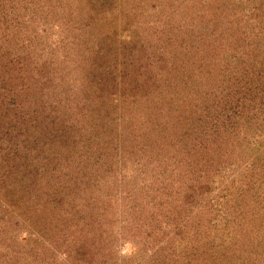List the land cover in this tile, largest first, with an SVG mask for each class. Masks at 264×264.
I'll use <instances>...</instances> for the list:
<instances>
[{"label": "trees", "instance_id": "obj_1", "mask_svg": "<svg viewBox=\"0 0 264 264\" xmlns=\"http://www.w3.org/2000/svg\"><path fill=\"white\" fill-rule=\"evenodd\" d=\"M4 1L15 9L18 0ZM86 1L93 6L104 0ZM62 2L67 10L53 16L81 13L77 0ZM231 3L236 8L243 1ZM256 9L251 6L236 15L239 19L234 16L236 25L228 33L227 28L209 27V11L216 18V9L183 10L176 19L179 26L170 25L166 42L156 44L159 58L147 59L143 44L111 45L104 36H92L95 41L85 46L87 55L79 65L64 56L60 60L57 52L58 62L56 54L47 57L51 48L31 62L28 55H17L10 28L0 26V211L17 206L30 214L33 209L39 219L31 224L37 232L29 234V241L56 238L75 263L88 264L99 255L101 263L110 264L111 253L106 256L83 230H95L105 213L86 210L89 205L79 191L72 201L64 196L71 192H54L65 172L59 169L76 168L80 141L109 137L113 158L117 153L133 169L143 162L136 170L143 179L135 175L138 194L134 191L133 197L146 204L141 216L167 219L162 231L172 239L165 242L175 256L170 264H264V10ZM9 18L0 10V21ZM141 54L144 62L138 67L134 57ZM155 65L160 66L157 74ZM71 67L83 75L77 91L69 89L75 87L68 83L74 74L69 77L64 71L75 73ZM140 68L142 73H136ZM63 85L68 89L57 88ZM63 90L70 97L63 98ZM56 102L64 106L58 109ZM59 110L62 123L57 121ZM140 119L141 126H136ZM83 127L96 133L83 138ZM258 143L261 154H251L243 164L246 147ZM148 171L155 176L144 177ZM193 205L198 220H209L185 219ZM145 208L158 212L147 214ZM180 216L183 220L177 223ZM206 249L212 253L204 254ZM4 251L11 249H0ZM44 259L43 264H59L49 256ZM12 260L23 262L18 256Z\"/></svg>", "mask_w": 264, "mask_h": 264}, {"label": "rangeland", "instance_id": "obj_2", "mask_svg": "<svg viewBox=\"0 0 264 264\" xmlns=\"http://www.w3.org/2000/svg\"><path fill=\"white\" fill-rule=\"evenodd\" d=\"M77 1L79 7L76 10H82L79 15L53 16L54 14H60L62 10H67L63 9L62 0H18L15 9L12 3L9 2L10 5L8 4V6L5 4L6 1L0 0L1 13L10 15V21L5 23L6 20L2 19L0 26L10 28L9 31L11 36H13L10 40L11 43L14 42L17 55H28L31 58V62L35 59L34 57L40 55L41 50L45 52L46 49L49 50L48 48H51V52L47 57L52 54L54 56L55 54L57 56L61 54L60 60L64 56L67 57L66 61H71L70 63L74 61V65H79L82 64L84 55H87L86 47L95 41L92 36L96 38L104 36L105 40L111 41V43H106L111 45L120 42L122 45L129 42L138 43L141 46L143 44V48H147V59L159 58L157 54L160 49L155 48V46L156 44L164 43L167 36L165 32L169 30L170 25L172 26L175 23L177 27L179 26L176 19L182 17L179 14L182 15L183 10L186 12V10L209 11L216 9L215 15L219 13L218 17L215 18L212 12L209 11L211 20H209L208 25L214 30L222 27L221 29L224 31L227 28V33L231 28L230 26L234 27L232 23L236 25L237 20H234V16L240 17L239 13L242 10H247L251 6H255L256 10H260V12L264 10V0H251L250 2L249 0H242L243 4L236 6V8H234L235 5H232V0H104L100 1L101 3H94L93 6L87 3L86 0ZM60 2L62 3L61 5ZM16 10L19 11L21 17L16 15ZM242 12L244 13V11ZM47 13L48 16L46 15ZM91 14H94L95 19L89 20ZM237 16L235 19H239ZM73 18L75 21H73ZM74 22L79 26H75ZM14 23H18V27L13 26ZM99 39L100 37L97 40ZM65 49L67 52H64ZM82 52H84L83 56H81ZM55 58L56 62H58L59 56H55ZM134 60L135 62L139 61L138 67H141L144 62L142 54L138 57L135 56ZM55 67L57 66L55 65ZM158 67L160 66H154L153 73L157 74L160 72ZM71 68L75 73H70L68 71L69 68L64 71L67 72L69 77L74 74L68 83L75 84V87L72 86L69 89L74 90L75 88L77 91V88H81L83 75L76 73L77 69ZM133 68L136 69V67ZM142 71L143 69L140 68V70H136V73H142ZM55 73L59 75L58 72ZM64 80L67 82L66 77ZM57 88L68 89L65 85ZM108 90L106 89L105 91ZM63 91L60 92L64 96L63 98L65 96L70 97V94ZM92 92L90 93L92 94ZM91 99L95 102L93 96H91ZM89 104L91 105L92 103L89 102ZM138 104L139 106L144 105V103ZM55 105L58 106V109H61L64 103L58 104L56 102ZM149 108L151 109L150 105ZM58 112H60V115L57 121L62 123L63 111L59 110ZM143 119H146L145 116ZM143 119L138 120L135 125L141 126V120L143 121ZM80 131L83 138L88 137L87 134L90 132H92L91 135L96 133V131H88L85 127L81 128ZM134 133H137L136 130ZM102 138H94L92 141H80L77 153L74 154V164H76L74 166L76 168L66 165L65 168L59 169L65 172H62L61 176L59 175L54 192H61L62 194L71 192L64 196L72 201L71 198H77L76 195L79 191L78 195L82 194L86 204L89 205V207H84L86 210H91L95 214L99 212V215L102 211L105 213L104 217L101 215L97 219V223L95 222V230H85L86 227L83 230L84 234L88 233L90 235L92 239L90 241L96 240L95 242L99 249H104L106 256L111 253L110 264H170L175 259V256L172 254V247L168 249L165 242L172 239L162 231V229H167L165 226L167 219L162 218L163 216L152 218L148 214L150 212L156 214L158 212L156 208L154 210L145 208L149 217L141 216V209L146 207V204L139 203L141 197H133L134 191L138 194L137 188L134 187V178H136L135 175L138 174V168L142 167L143 162L135 165V169H133L134 167H132L131 163L118 159L117 153V158H113L111 156L113 152H111L110 138ZM103 141L109 142L107 148H105L107 145ZM84 146L87 147V150L89 147V150L86 151ZM262 149L263 146L259 145V143L257 146H247L244 153L245 157L241 158L243 164L250 162L248 156L251 154L260 155ZM225 171L227 170L225 169ZM227 172L230 173L231 170ZM145 173L144 177L148 179L155 176L154 172L148 171ZM137 176L143 179L141 173ZM75 188L77 190L74 192ZM204 203L205 201H202L200 204L204 205ZM1 204L8 206L4 203ZM186 211L187 208L182 209V212ZM190 212L183 214V216H186L184 218L188 219L190 223L191 221L194 222V219L196 223L209 220L208 217L198 220L195 215L194 205ZM115 216H118L117 220L114 218ZM38 219L39 216L34 214L33 209L28 214L24 207L16 206L0 211V249H11L8 253L6 251L0 253V264H4V261H6L5 264H16L12 260V257L16 256L22 258L23 262L20 264H43L46 261L44 258L48 256L55 259V262L58 261L59 264L62 262L63 264L84 263L83 261L75 263L73 259L71 260V258H67L64 255L62 240L56 238L46 239L45 236H42V239H40L41 243H38V240L36 242L29 241V234L37 232L36 230L34 231L31 224L38 221ZM182 220L183 217L180 216L175 221L179 223ZM9 222L12 225L15 223L17 228L10 227ZM4 223H7V225L4 226ZM100 235L103 236L104 241H100L98 237ZM57 244L60 246L59 248ZM48 247H51L52 250L49 251ZM261 252H264V250ZM210 253H212L210 249L204 251V254ZM217 254L220 255L219 253ZM95 258L93 262L90 261L88 264H109L108 261H102L101 263L99 255ZM251 258L255 260L254 256ZM245 263L252 264L251 262Z\"/></svg>", "mask_w": 264, "mask_h": 264}]
</instances>
